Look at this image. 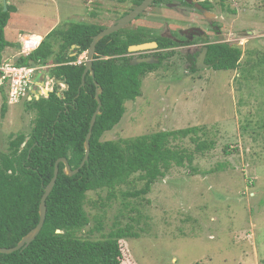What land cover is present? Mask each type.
<instances>
[{
  "label": "rangeland",
  "instance_id": "rangeland-1",
  "mask_svg": "<svg viewBox=\"0 0 264 264\" xmlns=\"http://www.w3.org/2000/svg\"><path fill=\"white\" fill-rule=\"evenodd\" d=\"M101 2L0 0V8L4 3L17 8L8 27L19 43L21 37L44 38L55 28L68 29L75 23L110 24L132 7L130 2ZM220 15L223 39L208 42L240 47L239 68L192 74L177 65V58L169 67H157L143 78L142 95L125 104L123 119L103 137L118 141L199 128L196 136L171 143L176 150L193 153V165H173L148 195L132 196L145 184L139 174L117 187L113 196L108 190L88 193L85 208L91 224L81 237L99 239L117 223L133 224L139 235L120 242L121 264H262L264 260V0H227ZM176 18L178 13L165 5L153 7L131 29L162 28L166 21L174 25ZM19 53L7 48L3 62H16ZM57 86L67 88L60 82ZM4 94L7 87L0 80V151L8 153L10 136H28L36 112L26 100L16 105L8 100L3 117ZM193 136L213 145L198 152Z\"/></svg>",
  "mask_w": 264,
  "mask_h": 264
},
{
  "label": "trees",
  "instance_id": "trees-1",
  "mask_svg": "<svg viewBox=\"0 0 264 264\" xmlns=\"http://www.w3.org/2000/svg\"><path fill=\"white\" fill-rule=\"evenodd\" d=\"M93 1L130 2L134 9L144 0ZM171 1L155 0V4ZM15 13V7L8 5L6 11L5 6L0 8V65L7 48L21 50L18 35L8 27ZM106 27L104 23H75L68 29L55 28L36 51L16 60L17 66L53 64L50 75L57 82L66 83L67 89L60 92L57 86L49 97L27 101L28 108L36 112L31 133L11 135L9 152L0 151V248L16 247L39 224V206L45 188L54 177L56 162L66 158L73 170L80 168L86 154L90 123L98 107L95 83L103 91L102 108L90 140L89 161L72 177L64 173L65 165L60 163L56 186L47 199V217L41 233L26 249L12 254L0 253L1 264H121L120 242L139 235L134 232L133 224L117 223L99 239L81 237V232L91 224L85 208L88 193L108 190L113 196L117 187L139 174L145 184L132 196L141 198L151 192L153 185L164 178L173 165H193V153L176 150L171 143L180 137L196 136L199 128L103 141L104 135L123 119L125 104L142 95L143 78L159 67L146 63L133 65L131 59L117 63L114 57L128 53L130 46L158 41V38L139 36L143 32L139 29L128 34L124 42L119 37L124 29L99 42L93 64L95 76L88 74L85 86L80 89L85 64L74 63L87 53L94 37ZM242 56L240 47L217 43L208 46L207 62L217 71H233L239 68ZM1 112L3 117L8 112L5 94ZM195 136L192 140L197 143L198 152L213 145L200 143ZM99 223V231H102V221Z\"/></svg>",
  "mask_w": 264,
  "mask_h": 264
},
{
  "label": "flooded vegetation",
  "instance_id": "flooded-vegetation-1",
  "mask_svg": "<svg viewBox=\"0 0 264 264\" xmlns=\"http://www.w3.org/2000/svg\"><path fill=\"white\" fill-rule=\"evenodd\" d=\"M225 4L220 0H173L159 5L154 2L149 9L165 5L166 8L175 10L178 13L179 18H176L177 22L174 25L171 24L173 27H171L169 21H166L165 26H162V28L154 26L149 29L145 26H137L131 29V24L133 23L131 22L119 31L121 32L126 29L119 37L125 42L128 34H132V32L140 29L143 32H141L139 36L145 38H158V41H155L157 48L143 52H131L128 49V53L115 56L114 58L118 60L117 63H120L119 60L125 62L126 59H131V64L138 58H152L154 61H157L153 65H159V67L165 64L169 67L172 60L177 58V65L183 68L185 66L186 73L194 74L203 69L215 70L214 65L207 62L208 46L225 42L212 43L208 41L214 38L219 39V41L223 39V24L220 11ZM134 9L130 7L128 10L123 11L119 14V18H114L110 24H106V28L116 24L118 20L128 15ZM113 13H115V11H113ZM163 18L172 19V17L164 16ZM201 43L202 48L200 50L199 46ZM206 51V57L204 58V63H202ZM104 59H106V57ZM181 61L185 62V65H180L182 64Z\"/></svg>",
  "mask_w": 264,
  "mask_h": 264
},
{
  "label": "water",
  "instance_id": "water-1",
  "mask_svg": "<svg viewBox=\"0 0 264 264\" xmlns=\"http://www.w3.org/2000/svg\"><path fill=\"white\" fill-rule=\"evenodd\" d=\"M155 0H144L138 7H136L133 11H131L128 15L124 16L123 18H121L120 20H118L116 22V24L106 28L105 30H103L101 33H99L98 35H96L90 45L89 50L87 51V59H86V64H85V70L82 76V84H81V88H83L86 84V77L88 74H90V76L92 78H94L95 73L93 71V64L95 61V55H96V49H97V45L99 44V42H101L105 37H108L114 33L119 32L122 28H124L126 25L130 24L131 22L135 21L137 18H139L140 15H142L146 10H148L153 4H154ZM5 6V11L7 10V4L4 3ZM157 48V44L155 42H150V43H143V44H139V45H133L129 48V51L131 52H143L146 50H150V49H155ZM206 53L202 59V63H204V58L206 57ZM157 61H154L152 58H138L136 60H134L132 62L133 65H139V64H154ZM48 74V73H47ZM46 74V75H47ZM2 79L1 75H0V80ZM45 79V77H43V80ZM56 83V82H55ZM42 85H44V83H41ZM57 84V83H56ZM97 90H96V100L98 102V107L96 109V112L94 113L91 123H90V129H89V133L86 137V141H85V157L84 160L80 166L79 169L73 170L68 162V160L66 158H61L56 162L55 165V172H54V177L52 178L51 182L49 183V185L45 188V193L41 199V203L39 206V214H40V221L39 224L36 226L35 229H33L28 235H26L16 247L13 248H0V253L1 254H12L15 253L17 251H20L22 249H26L29 245L32 244V242L35 241V239L37 238V236L41 233L45 221H46V217H47V199L50 196V194L53 192L58 177H59V165L60 163H63L65 165V169H64V173L68 176H74L76 175L79 170L81 168H83L85 166V164L89 161V157H90V153H91V146H90V140L92 138V134H93V128L95 126L97 117L99 115H101V108H102V101L100 99V96L102 94V89L99 87L98 83H95ZM46 97H49L50 92L46 91ZM58 233H60V231H58ZM1 264V262H0Z\"/></svg>",
  "mask_w": 264,
  "mask_h": 264
},
{
  "label": "built area",
  "instance_id": "built-area-1",
  "mask_svg": "<svg viewBox=\"0 0 264 264\" xmlns=\"http://www.w3.org/2000/svg\"><path fill=\"white\" fill-rule=\"evenodd\" d=\"M38 38L39 36L35 35L20 38L21 50L19 58L28 57L41 46L44 38L42 37L41 40H38ZM86 59L87 53H84L74 65L85 64ZM15 63L16 62H3L0 65L1 82L7 87V101L9 100L11 105H16L23 100H38L41 97H46V91L50 93L54 91L57 85L56 83L58 82L56 78L50 76L49 65L28 67L17 66ZM43 77H45L44 80ZM41 83H44V85ZM60 83H62L63 88L67 86L64 82ZM66 89L61 90L63 91ZM61 90L60 92H62Z\"/></svg>",
  "mask_w": 264,
  "mask_h": 264
},
{
  "label": "bare ground",
  "instance_id": "bare-ground-1",
  "mask_svg": "<svg viewBox=\"0 0 264 264\" xmlns=\"http://www.w3.org/2000/svg\"><path fill=\"white\" fill-rule=\"evenodd\" d=\"M41 39H42V37H41V36H39L38 40H41Z\"/></svg>",
  "mask_w": 264,
  "mask_h": 264
},
{
  "label": "crops",
  "instance_id": "crops-1",
  "mask_svg": "<svg viewBox=\"0 0 264 264\" xmlns=\"http://www.w3.org/2000/svg\"><path fill=\"white\" fill-rule=\"evenodd\" d=\"M49 32H50V31H49ZM49 32H48V33H49ZM48 33H47V34H48ZM47 34H46V35H47ZM35 36H40V35H35ZM42 37H43V36H42ZM44 38H45V37H44Z\"/></svg>",
  "mask_w": 264,
  "mask_h": 264
}]
</instances>
